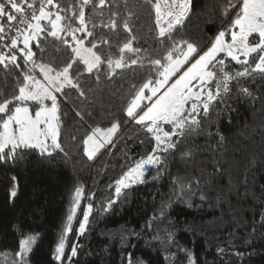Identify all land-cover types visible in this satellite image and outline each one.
Returning a JSON list of instances; mask_svg holds the SVG:
<instances>
[{"label": "trees", "instance_id": "16d2710c", "mask_svg": "<svg viewBox=\"0 0 264 264\" xmlns=\"http://www.w3.org/2000/svg\"><path fill=\"white\" fill-rule=\"evenodd\" d=\"M0 2L6 4L0 25L14 34L18 26L15 21L10 25L7 13L19 17L20 12L7 0ZM17 3L22 10L31 0ZM155 3L105 0L101 6L99 0H53L47 5L62 17L65 29L80 27L83 9L85 30L75 36L85 46L95 44L92 50L102 63L89 73L75 58L69 74L78 87L67 85L57 92L62 150L42 154L20 148L11 159L0 160V264H264V74L252 71L256 53L248 64L219 53L217 60H224V72L232 77L228 92L221 85V97L208 114L200 109L199 125L172 135L167 142L174 147L159 150V162L143 180L116 192V181L154 153L155 139L147 123H136L126 111L141 87L159 75L162 68L152 61L164 63L174 47L177 56L187 43L197 49L192 61L211 46L216 33L226 31L229 39L242 0H190L181 24L163 37ZM40 24L44 30L29 41L31 60L19 52L20 42L6 51L0 63V103L18 95L25 74L35 73L38 65L58 71L73 62L72 48L63 43L68 40L74 47L72 34L60 32L57 39L49 35L50 19ZM128 42L138 51L125 50L124 66L110 70L108 59H119ZM12 56L15 63L9 62ZM220 67L210 69L216 79L206 90L216 92V81L223 80ZM246 68L248 75L237 76ZM185 107L190 109L191 102ZM5 118L0 114V122ZM114 123L111 141L89 159L87 136ZM166 128L173 131L170 124ZM29 239L31 247L23 251L22 241Z\"/></svg>", "mask_w": 264, "mask_h": 264}, {"label": "snow or ice", "instance_id": "6c2138e0", "mask_svg": "<svg viewBox=\"0 0 264 264\" xmlns=\"http://www.w3.org/2000/svg\"><path fill=\"white\" fill-rule=\"evenodd\" d=\"M47 4L52 5L53 0H46ZM89 0H83L84 4H87ZM105 0H99V4L104 5ZM7 4L10 5L12 10L15 12H21L17 0H7ZM29 7H32L29 5ZM157 25L160 28L159 35L161 37L165 36L166 33L170 32L176 25L181 24L183 18L187 15L190 9V0H164V3L161 4L158 0L154 4ZM6 4L0 2V17L6 15L5 12ZM240 11L237 13L236 18L232 21L230 35L231 41L228 42L226 37V31H221L212 42L211 46L203 52V54H198V59H195L194 62L190 61V57H193L194 53H197L196 47L187 42V50L183 48L178 49L179 55L173 56V52L177 51V48L174 47L163 59L167 63H162L160 59L152 61V63L158 68H163V71L159 73L162 79L155 81V86L152 81L146 82L141 89L136 93V96L130 102L127 108V115L130 118L135 119L136 123L144 124L145 121L150 123L145 125L147 131L153 132L154 127L156 132L162 131L159 126V122L162 121L173 126V131L171 133L164 132L163 136L171 139L172 135L182 134L186 126L190 125H199L200 121L197 119L199 111L202 108L204 114H208L211 110L213 101L219 100L221 97L220 88L223 86L224 93L228 92L227 81L232 79V77L224 72V60H217V55L219 53H224L227 57H230L232 60L237 63L248 64L249 57L251 54H258V60L255 63V67L252 68V71L259 72L264 74V0H242V4L239 5ZM51 13H48L44 10V7L40 8L39 15L32 16V19L36 21L35 24L28 23L29 29H34L35 33L43 31V27L39 23L41 20L48 18ZM162 17L168 18L167 28L160 26ZM16 16L7 13V20L10 25L11 22L16 20ZM62 17L59 15L56 16L55 21H51L52 30L49 32V35L60 39L59 33L65 32V34H72V41L75 42V47L69 43L68 40H64L63 43L72 48L74 53L73 62H69L67 66L63 68L62 71L56 72L55 76L50 75L54 70L48 66L40 65V71L44 75V79L47 82L46 84L42 83L39 80H36L34 77L25 74L23 85L19 86L18 95H15L11 100H4L0 103V114H5L6 118L0 122V160L6 158L11 159L16 155V150L20 148L28 149H39L40 152L49 153L51 150L61 149V145L58 142L59 136V116H58V105L54 92L61 91L65 85H71L72 87H78L77 84L73 83L70 77V69L73 67L75 58H78L85 66V70L89 73L93 69L97 68L98 65L102 63L101 57L97 55L92 48H95L96 45L93 44L92 48H86L83 46V40L78 39L75 36L76 31L85 30V20L83 9L80 11L79 22L80 27L77 29H72L70 26L65 29L62 26L58 25ZM26 21L21 18V23ZM107 26V25H106ZM111 27L115 29L116 24L113 21ZM126 30L128 29L127 24L124 25ZM4 32L3 25H0V33ZM257 34L259 39L255 44L250 43L249 38ZM91 35V33H88ZM33 36L25 35L23 43L25 48H28L29 41ZM2 39V37H0ZM106 42V41H105ZM12 47H15L17 44V39H12ZM130 43H125L120 49L121 57L116 60L108 59L107 63L109 69L121 68L123 64V53L125 50L138 51L131 49ZM33 53L29 49L26 53V60H31ZM241 56L244 57L241 60ZM4 57L0 56V63H4ZM16 57L12 56L9 58V62L15 63ZM213 61H216L213 64ZM136 63V61H133ZM190 64L186 67V70H182L185 65ZM220 65L219 71L223 73V80L216 81V92L213 93L209 90L206 93V98L201 99L204 93V87L210 81L216 79V72L210 70L215 68L216 65ZM6 66V65H5ZM18 66V65H17ZM182 73V74H180ZM178 75V78L174 80L167 87L166 91L163 94L157 97V93L163 88L166 84H169L170 78ZM248 69L246 68L243 72H238L237 76L248 75ZM197 88V91L193 89ZM149 90L151 95L145 96V90ZM247 93V89H243ZM83 95V93H81ZM153 97L156 99L153 101ZM45 99H50L52 101L51 107H46L43 105ZM147 99L150 102V106L147 107L146 111H143V114H138L137 109L140 107V103ZM36 101L41 104L39 110L35 112V117L30 115L29 108L25 106L26 101ZM17 102L13 110H10L9 106L13 102ZM191 102V108L186 109L185 105ZM11 111V114H7ZM187 113V115H185ZM117 129V124H112L111 128L107 130H102L96 128L93 130V135L87 137L84 141L86 147L85 152L88 154L89 159L92 158L93 152L99 147L103 146V143L109 142L111 134L114 133ZM179 130V133L177 132ZM98 142L94 140V136H97ZM155 139L160 143L165 141L161 140L159 135H155ZM49 141L51 143L49 144ZM92 141L94 148L93 151H89L87 145ZM11 146L10 151L5 153V149ZM168 147H174L173 144L169 143ZM62 150V149H61ZM166 150V149H165ZM156 151L155 149L153 150ZM153 162H159V157L149 155L146 160L138 163L134 168L129 169L127 173L120 179L116 181L118 185L116 192L119 194L121 191V185L124 187L128 186V182H134L136 179H140L143 176L146 165H150ZM81 190L76 189V199L78 203V198L80 196ZM12 195L15 196L16 192L13 191ZM91 206H89L90 208ZM75 209H73L74 211ZM89 211L84 212V221L88 219ZM72 217L69 216V220ZM85 222L80 224V230L83 232L85 229ZM32 239L22 241L23 251H28L32 244ZM63 251V241L57 247L56 252L58 254ZM73 255H75V248H73ZM60 258L59 255L56 257Z\"/></svg>", "mask_w": 264, "mask_h": 264}, {"label": "rangeland", "instance_id": "374dc122", "mask_svg": "<svg viewBox=\"0 0 264 264\" xmlns=\"http://www.w3.org/2000/svg\"><path fill=\"white\" fill-rule=\"evenodd\" d=\"M37 1L39 2L38 4V7H36V3H37ZM156 2H158V0H156ZM159 2L161 3V4H163L164 3V0H159ZM47 2H46V0H31V6L32 7H29V4H28V6L26 7V8H22V10H21V12H20V16L19 17H17V19L15 20V25L16 26H18V27H16L15 29H16V32L14 33V34H11V33H9L8 31H6V32H3V33H0V37H4V41H3V43H2V47H1V51H0V56H3L4 58L6 57V51L7 50H11V48H12V39L13 38H16L17 39V43L18 42H20V44H21V48L19 49V52L22 54V55H24V58L26 59V53H27V51L29 50L28 48L26 49L25 48V46H24V43H23V39H24V36L25 35H29V36H33V38L36 36V33H35V31H34V29H29L28 28V23H32V24H35L36 23V21H34L33 19H32V16H33V14L35 13V15H39V13H40V8L41 7H44V10L46 11V12H48V13H51V11H49L48 9H47ZM36 10V11H35ZM35 11V12H34ZM56 16H57V14H55V13H51V15L48 17V18H46V19H50V21H55V19H56ZM21 18H23L24 20H26L27 21V23L25 24V25H22L23 23H21ZM30 18V19H29ZM29 19V20H28ZM40 23V22H39ZM58 23V25L60 26V21H58L57 22ZM167 23H168V21L166 20V17H162V19H161V24H160V26H163V27H165V28H167ZM21 26V27H20ZM159 31H160V28H159ZM221 32V31H220ZM220 32H218V33H216V35H215V37L220 33ZM253 35H257V34H253ZM225 39H226V37H225ZM258 39H259V37H258V35H257V38H255L254 36H252V37H250L249 38V40H250V43H252V44H255L256 42H258ZM31 40V39H30ZM215 40V39H214ZM228 42H230L231 41V35H230V38L229 39H226ZM29 46V45H28ZM76 45H75V43H74V47H75ZM83 46L84 47H86V48H90V47H88V46H85L84 44H83ZM187 50V47L185 48V51ZM205 52V51H204ZM201 54H203V53H201ZM178 56V55H177ZM175 57V56H174ZM241 58H244L243 56H241ZM195 59H198V56H196L191 62H194L195 61ZM164 63H167L166 61L164 62ZM40 65H38L36 68H35V70H38L39 72H40V75H37V74H32V77H34L36 80H39V81H41L42 83H44V84H46L47 82L45 81V79H44V75H43V73L40 71V67H39ZM187 66H190V64H187L186 66H184V68L182 69V70H186V67ZM63 69H61V70H58V71H56V70H54L52 73H50V75H53V76H55V74H56V72H59V71H62ZM161 71H163V68L160 70V72ZM159 72V73H160ZM180 74H182V73H180ZM178 75L179 74H177V76H175V77H171L170 78V81H169V84H166L163 88H161L160 89V91L157 93V97L159 96V95H161V94H163V92L164 91H166V89H167V87H169L170 86V84L172 83V82H174V80L176 79V78H178ZM31 76V75H30ZM158 79H162V77L160 76V75H158L157 76V78L153 81V85L152 86H155V81L156 80H158ZM65 86H67V85H65ZM194 91H197L198 89L197 88H194L193 89ZM208 92V90H206L205 89V87H204V93H207ZM54 95H55V97L57 98V92H54L53 93ZM151 95V93H150V91L149 90H145V96H150ZM156 99V97H153V101ZM201 99H202V97H201ZM51 104H52V101L50 100V99H45L44 101H43V105L44 106H46V107H51ZM25 106H27L28 108H29V113H30V115H32L33 117H35V112L37 111V110H39L40 109V107H41V104L39 103V102H36V101H31V100H29V101H26L25 102ZM148 106H150V102L147 100V99H145L144 101H142L141 103H140V107L136 110L137 111V113L138 114H143V111H146L147 110V107ZM143 110V111H142ZM127 111V110H126ZM145 123H147V124H149L150 122L149 121H145ZM166 124L167 123H164V122H162V121H160L159 122V126H160V128L162 129V131H160V132H156L155 131V127H154V130H153V136H154V139H155V135H159L160 137H161V140L162 141H165L164 143H160L159 145H158V142L156 141V139H155V152L154 153H152V154H150V155H153V156H156V157H159V150H161V149H166L167 148V146H168V142H167V140H168V138H166V137H164L163 136V133L164 132H169V133H171L167 128H166ZM171 125V124H170ZM109 128H111V127H109ZM109 128H106V129H102V130H107V129H109ZM115 133V132H114ZM114 133H112L111 134V137L109 138V142L111 141V139H112V137H113V135H114ZM90 135H93V131L88 135V136H90ZM87 136V137H88ZM87 139V138H86ZM85 139V140H86ZM94 140H97L98 142H102V141H99L98 140V134H97V136H94ZM109 142H107V143H103V146H105V145H107ZM51 143V141H49V144ZM85 147H86V145H85ZM87 148L89 149V151H93V148H94V145H93V142L92 141H90L89 142V144L87 145ZM101 147H99L97 150H95L94 152H93V155L92 156H94L97 152H98V150L100 149ZM52 151V150H51ZM87 154V153H86ZM88 155V154H87ZM147 159V157L145 158V159H143V160H146ZM142 160V161H143ZM141 162V161H140ZM140 162H138V163H140ZM137 163V164H138ZM156 163L157 162H153L152 164H150V165H146L145 166V170H144V172H143V176L140 178V179H136L134 182H128V181H126L127 183H128V186H130V185H133V184H136V183H139V182H141L142 180H143V178H144V175H145V173H147L148 172V170L150 169V168H152V167H154L155 165H156ZM136 164V165H137ZM136 165H134L132 168H134ZM131 169V168H130ZM129 171V170H128ZM127 171V172H128ZM127 172H125V173H127ZM125 173L121 176V178L125 175ZM120 178V179H121ZM119 179V180H120ZM117 184H116V188H117ZM121 188H124V186H120ZM115 188V189H116Z\"/></svg>", "mask_w": 264, "mask_h": 264}, {"label": "built area", "instance_id": "2783aa9c", "mask_svg": "<svg viewBox=\"0 0 264 264\" xmlns=\"http://www.w3.org/2000/svg\"><path fill=\"white\" fill-rule=\"evenodd\" d=\"M3 41H4V37H2V39H0V51H1Z\"/></svg>", "mask_w": 264, "mask_h": 264}, {"label": "crops", "instance_id": "0c3cea01", "mask_svg": "<svg viewBox=\"0 0 264 264\" xmlns=\"http://www.w3.org/2000/svg\"><path fill=\"white\" fill-rule=\"evenodd\" d=\"M166 20L168 21V18L166 17ZM34 74H37V75H40V72L38 71V70H35V73H33V75ZM32 76V75H31Z\"/></svg>", "mask_w": 264, "mask_h": 264}]
</instances>
